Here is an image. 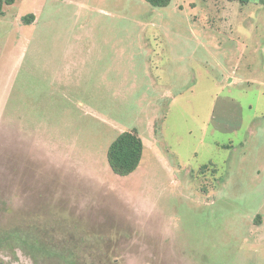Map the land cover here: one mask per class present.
I'll return each instance as SVG.
<instances>
[{"label":"rangeland","instance_id":"374dc122","mask_svg":"<svg viewBox=\"0 0 264 264\" xmlns=\"http://www.w3.org/2000/svg\"><path fill=\"white\" fill-rule=\"evenodd\" d=\"M0 264H264L259 0L4 5Z\"/></svg>","mask_w":264,"mask_h":264},{"label":"trees","instance_id":"16d2710c","mask_svg":"<svg viewBox=\"0 0 264 264\" xmlns=\"http://www.w3.org/2000/svg\"><path fill=\"white\" fill-rule=\"evenodd\" d=\"M15 0H0V15L3 13L4 5L12 4ZM151 6L164 7L171 0H145ZM241 3H246L248 0H238ZM264 6V0H259ZM34 20L33 14H28L22 17L24 23H31ZM143 151V142L136 130L122 131L110 142L106 151V158L111 170L117 175H128L133 172L141 160ZM201 169H208L204 166Z\"/></svg>","mask_w":264,"mask_h":264},{"label":"crops","instance_id":"0c3cea01","mask_svg":"<svg viewBox=\"0 0 264 264\" xmlns=\"http://www.w3.org/2000/svg\"><path fill=\"white\" fill-rule=\"evenodd\" d=\"M2 14H3V13H2ZM2 14H1V15H2ZM35 20H36V17H34V20H33V21H35ZM33 21H32V22H33Z\"/></svg>","mask_w":264,"mask_h":264}]
</instances>
